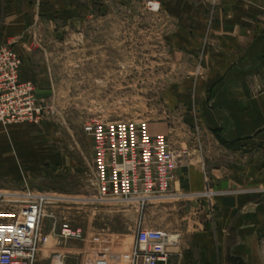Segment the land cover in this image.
<instances>
[{
  "label": "rangeland",
  "instance_id": "rangeland-1",
  "mask_svg": "<svg viewBox=\"0 0 264 264\" xmlns=\"http://www.w3.org/2000/svg\"><path fill=\"white\" fill-rule=\"evenodd\" d=\"M47 1L29 2L22 42L3 44L16 46L22 59L20 79L23 73L29 80L22 81L34 84L43 117L38 123H0V138L10 151L0 168V191L30 188L66 199L61 207L47 209L46 230L52 236L41 253H50L51 247L66 253L69 264H80L85 254L80 249L85 244L89 251L95 249V237H121L120 244L127 246L125 239H132L139 227L183 235L205 228L207 222L216 224L220 211L208 172L237 164L253 150L234 152L208 128L204 41L193 49H177L174 32L180 25L175 11L197 8L189 2L205 5L210 27L224 0H158L157 10L150 0ZM239 1L243 4L236 6L245 11L248 23L264 30V0ZM94 119L147 121L150 131L165 127L156 134L166 135L178 156L175 174L179 167L203 166V198L190 203L177 200L173 192L143 206L137 201H95L93 142L84 129ZM53 212L68 216L72 226L83 230L84 239L60 242L52 231Z\"/></svg>",
  "mask_w": 264,
  "mask_h": 264
},
{
  "label": "crops",
  "instance_id": "crops-1",
  "mask_svg": "<svg viewBox=\"0 0 264 264\" xmlns=\"http://www.w3.org/2000/svg\"><path fill=\"white\" fill-rule=\"evenodd\" d=\"M31 1L0 0V45L22 42ZM238 2L241 1L224 0L223 9L216 11L210 27L206 25L205 5L189 2L201 11H175L180 22L174 32L180 44L176 48L193 49L204 41L203 61L208 71L203 83L210 87L211 100L204 111L208 128L234 152L247 147L253 150L250 157H244L246 161L241 158L237 164L211 167L207 178L220 218L216 224L207 222L205 228L194 233L180 234V248L173 256L175 264H264V30L255 22L248 23L245 11L236 6ZM24 60L27 68L29 60ZM21 78L29 80L23 73ZM203 83L201 88H207ZM151 131L163 133L165 127ZM21 141L17 140V144ZM7 152L8 143L0 138V168ZM203 170L197 165L178 168L173 186L175 195H179L177 200L193 203L203 198ZM136 233L137 230L132 239H125L127 246L120 244V239L124 241L121 237L99 236L95 249L89 251L86 244L80 249L85 253L80 264H132ZM57 254L62 255L64 264H69L66 253L51 247L50 253H41L37 264H53Z\"/></svg>",
  "mask_w": 264,
  "mask_h": 264
},
{
  "label": "built area",
  "instance_id": "built-area-1",
  "mask_svg": "<svg viewBox=\"0 0 264 264\" xmlns=\"http://www.w3.org/2000/svg\"><path fill=\"white\" fill-rule=\"evenodd\" d=\"M153 7L158 0H150ZM22 59L9 45H0V123H38L43 106L31 81L20 79ZM93 142L95 201L151 200L174 195L178 156L164 134H152L147 121H103L86 123ZM66 199L58 195L24 191H0V264H37L52 233L46 230L48 207L59 208ZM63 214V215H62ZM52 231L60 242L83 240L85 234L68 216L53 212ZM59 225V231H57ZM180 234L139 227L132 264H175ZM98 240V237H95ZM53 264H64L61 254Z\"/></svg>",
  "mask_w": 264,
  "mask_h": 264
},
{
  "label": "bare ground",
  "instance_id": "bare-ground-1",
  "mask_svg": "<svg viewBox=\"0 0 264 264\" xmlns=\"http://www.w3.org/2000/svg\"><path fill=\"white\" fill-rule=\"evenodd\" d=\"M154 8H155V10H157V9H158V7H157V6H155Z\"/></svg>",
  "mask_w": 264,
  "mask_h": 264
}]
</instances>
